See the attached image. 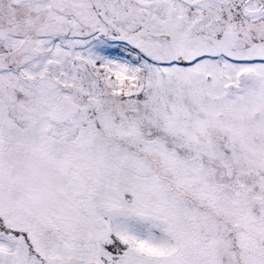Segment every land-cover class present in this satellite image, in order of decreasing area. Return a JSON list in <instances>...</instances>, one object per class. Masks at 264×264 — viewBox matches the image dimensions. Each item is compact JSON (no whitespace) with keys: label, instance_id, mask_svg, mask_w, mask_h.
<instances>
[{"label":"snow or ice","instance_id":"1","mask_svg":"<svg viewBox=\"0 0 264 264\" xmlns=\"http://www.w3.org/2000/svg\"><path fill=\"white\" fill-rule=\"evenodd\" d=\"M0 264H264V0H0Z\"/></svg>","mask_w":264,"mask_h":264}]
</instances>
